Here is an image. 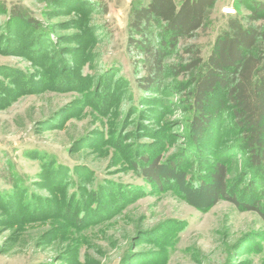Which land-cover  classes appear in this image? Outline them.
I'll return each instance as SVG.
<instances>
[{"label": "rangeland", "instance_id": "374dc122", "mask_svg": "<svg viewBox=\"0 0 264 264\" xmlns=\"http://www.w3.org/2000/svg\"><path fill=\"white\" fill-rule=\"evenodd\" d=\"M149 1L0 0V264H264L261 217L206 196L224 163L230 188L264 204L228 107L194 141L190 75L138 87L150 63L128 25ZM255 1L218 0L167 65L192 44L207 60ZM144 156L161 161L162 186L140 177Z\"/></svg>", "mask_w": 264, "mask_h": 264}, {"label": "trees", "instance_id": "16d2710c", "mask_svg": "<svg viewBox=\"0 0 264 264\" xmlns=\"http://www.w3.org/2000/svg\"><path fill=\"white\" fill-rule=\"evenodd\" d=\"M63 3L71 6V0H63ZM217 3L218 0H182L180 3L150 0L148 5H138L131 10L129 50L150 63L147 74L137 80L138 87L145 93H155L162 89L168 76L190 75L192 107L200 114L194 121L197 133L194 141L208 133L218 115V111L214 114L209 110L220 105L228 107L226 111L233 117L234 128L242 132L251 166L264 171V24L259 25L264 21V3L253 2L249 16H233L216 39L207 60L203 50L192 44L183 49L189 56L184 64L168 66L166 63L181 41L198 36L208 13ZM14 15L21 18L16 9ZM28 22L33 21H25ZM220 95L224 102L218 99ZM215 132L212 130L211 134ZM141 162L137 165L140 177L157 187L162 186L161 161L144 156ZM213 171L214 184L208 185L206 196L214 203L224 200L244 211L255 212L264 222V204L252 196L244 200L243 192L240 195L230 188L227 166L218 164ZM40 207L44 208L41 203L33 205L34 209Z\"/></svg>", "mask_w": 264, "mask_h": 264}, {"label": "built area", "instance_id": "2783aa9c", "mask_svg": "<svg viewBox=\"0 0 264 264\" xmlns=\"http://www.w3.org/2000/svg\"><path fill=\"white\" fill-rule=\"evenodd\" d=\"M225 12L228 13V14H233L234 10H231V9H225Z\"/></svg>", "mask_w": 264, "mask_h": 264}]
</instances>
